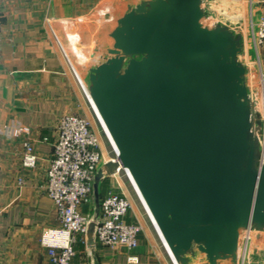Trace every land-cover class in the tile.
Masks as SVG:
<instances>
[{
	"label": "water",
	"instance_id": "1",
	"mask_svg": "<svg viewBox=\"0 0 264 264\" xmlns=\"http://www.w3.org/2000/svg\"><path fill=\"white\" fill-rule=\"evenodd\" d=\"M125 2L120 16L100 5L106 44L61 23L79 82L174 264H237L245 241L264 248V117L243 33L216 0ZM117 167L94 177L89 248Z\"/></svg>",
	"mask_w": 264,
	"mask_h": 264
},
{
	"label": "crops",
	"instance_id": "2",
	"mask_svg": "<svg viewBox=\"0 0 264 264\" xmlns=\"http://www.w3.org/2000/svg\"><path fill=\"white\" fill-rule=\"evenodd\" d=\"M91 1L0 0V264H49L39 239L44 229L58 224L52 202L43 188L52 142L59 118L63 114L79 113L87 100L54 34L60 32L63 21L82 22L83 14L91 9ZM102 1L98 0L97 4ZM58 23L59 28L54 25ZM76 73L79 79L77 70ZM93 110L106 131L94 107ZM22 127H29L34 139H47L35 146L38 163L34 169L21 165L23 135L14 136V131ZM110 182L111 179L103 181V195L109 191ZM134 188L142 201L135 185ZM125 220L138 222L133 207ZM77 240L74 263L84 258L79 235ZM154 245L157 243L142 232L136 251H107L97 247L96 262L172 264L163 242L162 255H152Z\"/></svg>",
	"mask_w": 264,
	"mask_h": 264
},
{
	"label": "built area",
	"instance_id": "3",
	"mask_svg": "<svg viewBox=\"0 0 264 264\" xmlns=\"http://www.w3.org/2000/svg\"><path fill=\"white\" fill-rule=\"evenodd\" d=\"M254 27L252 39L258 55V49L264 48V0H260V16ZM54 37L74 78L81 86L69 55L61 46L59 38L56 35ZM261 79L264 81V74L261 75ZM84 95L91 105L85 92ZM20 134L23 135L21 165L26 169H34L38 163L35 146L39 142H47V139L42 138L40 141L34 139L29 127L14 131V136ZM111 147L113 157L105 159L99 137L86 117L70 113L59 118L43 187L46 196L52 202L58 224L56 227L44 229L39 239L40 245L46 251L49 264H97L95 256L97 247L107 251L123 249L126 252L138 249L142 230L138 223L125 220L132 206L121 191L123 184L121 174H124L132 186L133 184L117 159L114 147L112 145ZM109 161L118 163V167L114 174L105 178L111 179L112 182L109 191L101 196L100 214L93 233L94 244L89 248L86 231L92 217L90 213L93 211V180L97 171ZM84 207L88 209L87 212H83ZM78 235L84 247V258L74 263ZM245 244L244 250L247 248V241ZM242 261L243 263L245 261V264L249 261L247 253ZM256 264H264V251Z\"/></svg>",
	"mask_w": 264,
	"mask_h": 264
},
{
	"label": "rangeland",
	"instance_id": "4",
	"mask_svg": "<svg viewBox=\"0 0 264 264\" xmlns=\"http://www.w3.org/2000/svg\"><path fill=\"white\" fill-rule=\"evenodd\" d=\"M107 1L114 2V11L116 15L120 16L125 12L126 10L125 0L123 1L104 0L100 3V5ZM97 3H98V0L97 1L92 0L91 1L92 5L90 7L91 9H88L86 12L83 11L85 12V14H83L84 18L82 19V22L74 24V26L77 27L80 38L83 40V42L88 47H92L94 40H100L102 43L106 44V32L108 29V25L97 23V18H98L97 14L103 11L101 6L98 5ZM213 8L214 10L212 11V14L214 16L219 17L218 19L222 21H224L222 17L228 16L229 22H226V23L228 24L230 23L233 30L243 33L245 49H246V62L250 67L253 68L255 72V74L252 76L254 80L252 89H253V92H255V90L257 91L256 96L259 101V107L261 108L262 113H263L264 81H262L261 75L264 74V48L258 49L259 52L257 55L255 52L254 46H253V39H252V34L255 29L254 27L255 23H257V20L259 19V16H260V0H216ZM220 15L222 17H220ZM234 21L236 22V24ZM252 24L254 26H252ZM54 25L57 26L59 25V23L54 24ZM54 25L52 24L53 27ZM60 27L61 28L57 26V28L61 30L60 32L58 31L56 33V36H58L61 46H63L64 50L68 53L70 60L72 61L73 65L76 67L77 72H79L76 56L67 42V39L63 33L62 26ZM82 107H83V110H81L79 113H76V114L82 117H86L90 121L92 128L94 129V131L99 137L104 158L105 159H107L108 157L112 158L113 157V152H112V147H111L112 144L109 142L98 118L96 117L94 113L93 108L91 107L90 104H88L86 99ZM129 178L133 184V181L130 175H129ZM121 179L123 181V184H121V188H122L121 191L129 199L131 206L137 213L138 222H134V223L135 224L138 223V225L141 227V230H142L141 234L142 232H146L149 239L157 243V245H154L153 251H151L152 255L153 256H158L160 254L162 255V252H163L162 242H160L158 238L159 236L156 234L157 232L154 228V224L151 222V219H150L151 216L149 217L150 214L148 215V213L146 212L142 204V201L140 200L138 194L135 191V188H133L134 185L132 186L128 182L124 174H121ZM87 211L88 209L84 207L83 212H87ZM90 214H93V211ZM245 242L243 243V246L246 245ZM243 246H242L240 255L238 257L237 264H245V261L243 263L242 259L244 258L246 253H247V258L249 260L248 261L249 263L246 261L247 262L246 264H256L257 261L260 260V256L262 255L264 248H260L256 246L253 249V251H251L248 245L245 250ZM164 247L168 252L167 247L165 245ZM169 256L171 257L170 254ZM173 263L174 262L172 259V264Z\"/></svg>",
	"mask_w": 264,
	"mask_h": 264
},
{
	"label": "trees",
	"instance_id": "5",
	"mask_svg": "<svg viewBox=\"0 0 264 264\" xmlns=\"http://www.w3.org/2000/svg\"><path fill=\"white\" fill-rule=\"evenodd\" d=\"M102 184H103V182L100 184V196H102L103 194H102Z\"/></svg>",
	"mask_w": 264,
	"mask_h": 264
},
{
	"label": "bare ground",
	"instance_id": "6",
	"mask_svg": "<svg viewBox=\"0 0 264 264\" xmlns=\"http://www.w3.org/2000/svg\"><path fill=\"white\" fill-rule=\"evenodd\" d=\"M128 174V173H127ZM128 176H129V174H128Z\"/></svg>",
	"mask_w": 264,
	"mask_h": 264
}]
</instances>
